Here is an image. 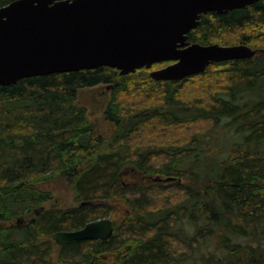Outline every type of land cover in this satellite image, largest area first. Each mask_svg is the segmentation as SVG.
<instances>
[{
	"label": "trees",
	"instance_id": "trees-1",
	"mask_svg": "<svg viewBox=\"0 0 264 264\" xmlns=\"http://www.w3.org/2000/svg\"><path fill=\"white\" fill-rule=\"evenodd\" d=\"M189 41L258 53L182 81L151 78L164 62L0 85V264H264V0L202 14ZM87 89L110 90L96 120ZM62 187L75 204L46 207ZM101 218L109 240L55 241Z\"/></svg>",
	"mask_w": 264,
	"mask_h": 264
},
{
	"label": "water",
	"instance_id": "water-1",
	"mask_svg": "<svg viewBox=\"0 0 264 264\" xmlns=\"http://www.w3.org/2000/svg\"><path fill=\"white\" fill-rule=\"evenodd\" d=\"M257 1L15 0L0 8V85L103 66L128 75L164 62L171 63L151 78L182 81L215 63L251 59L258 51L247 45L192 44L189 33L202 14H225ZM114 231L113 221L101 218L57 232L55 241H107Z\"/></svg>",
	"mask_w": 264,
	"mask_h": 264
},
{
	"label": "rangeland",
	"instance_id": "rangeland-1",
	"mask_svg": "<svg viewBox=\"0 0 264 264\" xmlns=\"http://www.w3.org/2000/svg\"><path fill=\"white\" fill-rule=\"evenodd\" d=\"M158 69H161V68H158ZM154 70H157V69H154ZM105 92L109 93L110 90L87 89V90H83L80 93L78 102L80 105L86 106L88 108V115L92 120H96L102 117L105 105L107 104V101L109 100V97L107 96V94L106 96L102 95ZM99 130L104 133H111L114 130V125L109 122L104 121L101 123ZM125 180L128 181L129 183H138L139 185H143V186L151 184V180L144 179L143 174L141 173H134V175L131 174L129 176H126ZM74 204L75 203H74L73 193L62 187L54 193V200L45 204V206L49 207L51 205L52 206L55 205L60 208H68V207L73 206ZM22 219H23V223H26L28 220V219L26 220L23 217Z\"/></svg>",
	"mask_w": 264,
	"mask_h": 264
}]
</instances>
